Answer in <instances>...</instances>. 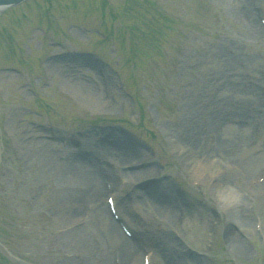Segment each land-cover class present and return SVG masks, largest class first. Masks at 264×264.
<instances>
[{
    "label": "rangeland",
    "instance_id": "rangeland-1",
    "mask_svg": "<svg viewBox=\"0 0 264 264\" xmlns=\"http://www.w3.org/2000/svg\"><path fill=\"white\" fill-rule=\"evenodd\" d=\"M11 9L0 15L15 35H3L0 67L9 62L26 74L0 76V264H122L129 240L108 211L94 218L82 180L72 197L59 185L67 161L60 155L78 154L87 130L92 138H115L98 150V165L107 170L121 172V163L136 155L154 157L129 171L120 192L110 182L122 218L155 246L152 264L180 261L176 233L197 250L213 243L200 264H264V0H25ZM143 17L148 24L134 36L130 28ZM35 24L48 35H30ZM98 27L107 41L75 30ZM7 39L19 43L10 54L1 47ZM56 41L97 49L120 66L108 70L104 60L86 54L78 58L90 66H79L74 54L52 63L60 49L50 42ZM131 55L135 62L128 63ZM103 176L95 177L105 208ZM137 179L142 183L134 184ZM152 185L171 200L142 196L153 193ZM229 191L255 202L239 205L245 225H229L235 212L218 196ZM123 192L128 199L120 202ZM108 220L117 232L106 241ZM142 251L135 249L133 264H141ZM181 264L193 263L184 254Z\"/></svg>",
    "mask_w": 264,
    "mask_h": 264
},
{
    "label": "bare ground",
    "instance_id": "bare-ground-1",
    "mask_svg": "<svg viewBox=\"0 0 264 264\" xmlns=\"http://www.w3.org/2000/svg\"><path fill=\"white\" fill-rule=\"evenodd\" d=\"M245 9H248L247 7H245ZM246 15H247V21L250 20L248 19V16L250 15V11L249 9L246 10ZM87 86V85H86ZM85 86V90H89L88 87ZM90 97L94 100L95 98H97V95H95V92H89ZM262 126L261 129L264 130V123L263 121H261ZM92 132H89V134H91ZM111 140V139H110ZM115 142H111L108 144H114ZM85 146H89L92 147L94 149L97 150H102L103 148H107L105 143H102L101 141L97 140V139H93V138H89L87 139V142L85 143ZM70 157L68 159H66L67 161L66 163V168L64 166V169L62 170L60 176H59V185L63 190H66L69 194L70 197H72V194H74V185L75 181L76 183L79 180H82L84 183V189L85 190V197L86 199H88L90 202H92L94 204V210H95V214H94V218L98 221L99 217L102 216L105 211V209L107 210V207L105 205V208L103 206L102 203H100L99 201H97V194L99 193V184L96 181V175L98 176L99 172H101V167L95 165V161H92V158H88L89 160L85 161L83 160L81 162L79 158V156L75 155L74 153H70L69 155ZM48 161H50V157L46 158V163H48ZM255 162V161H254ZM253 161L249 164V166L247 167V169H251V165L254 164ZM85 167V168H83ZM83 168V170H82ZM201 166H197V165H191L190 169L191 171L195 172V173H199ZM104 171V170H102ZM81 172V173H80ZM130 178H132V176L130 175ZM224 183H227V181H223ZM152 194H148L149 199L150 200H156L155 198H159L162 201H164L163 199L166 197L169 199L170 198V194L169 192L167 194H162L163 192L158 191L155 188V185H152ZM222 200H223V205H225V207H228L231 211H234V215L233 217H229V225H235L237 222L242 223L243 225L246 224V220H244L242 217L239 216V205L242 203H244V200L240 197L237 198L235 196L232 195V193L229 191V193H220V195H218ZM143 198V197H142ZM125 199V198H124ZM87 200V201H88ZM171 200V199H169ZM97 201V202H96ZM167 201V200H165ZM89 202V203H90ZM171 203V202H170ZM145 206L146 203H144ZM170 205V204H168ZM102 213V214H101ZM104 218H102V222H103ZM106 233L109 235L105 238V240L107 241V239L111 236V234H116L115 232H117L115 225L113 224V221H109L107 222L106 226ZM143 229V228H142ZM230 232H228L226 235H229L232 237V234L230 235ZM230 240V239H228ZM139 247L138 244H132L130 242H126L125 246L121 248V261L122 264H133V260L135 258V249ZM152 259V257L150 258ZM169 264V262H168Z\"/></svg>",
    "mask_w": 264,
    "mask_h": 264
},
{
    "label": "water",
    "instance_id": "water-1",
    "mask_svg": "<svg viewBox=\"0 0 264 264\" xmlns=\"http://www.w3.org/2000/svg\"><path fill=\"white\" fill-rule=\"evenodd\" d=\"M4 1H8L9 2V1H17V0H4Z\"/></svg>",
    "mask_w": 264,
    "mask_h": 264
}]
</instances>
